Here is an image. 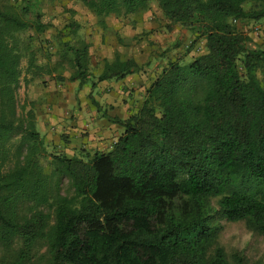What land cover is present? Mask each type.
<instances>
[{"label":"trees","instance_id":"trees-1","mask_svg":"<svg viewBox=\"0 0 264 264\" xmlns=\"http://www.w3.org/2000/svg\"><path fill=\"white\" fill-rule=\"evenodd\" d=\"M43 1L0 0V264H243L216 245L217 219L264 238V50L240 28L264 21V0H155L204 52L167 62L136 110L109 118L122 133L108 152L71 157L47 150L32 109L18 113L22 82L67 70L93 89L137 66L117 56L92 75L76 21L51 63L34 44ZM79 1L105 29L153 0Z\"/></svg>","mask_w":264,"mask_h":264},{"label":"crops","instance_id":"crops-1","mask_svg":"<svg viewBox=\"0 0 264 264\" xmlns=\"http://www.w3.org/2000/svg\"><path fill=\"white\" fill-rule=\"evenodd\" d=\"M140 24L136 23L134 28L137 32L147 34V42H142L146 45L141 44L140 50L134 48L131 55L124 56L121 44L115 43L111 48H107L108 52L105 51L101 57L102 60L108 62L113 61L117 56L120 59H134L137 67L132 74L124 79L100 82L93 89L89 85L79 89L77 82L67 80L70 74L53 73L45 76V89L38 95V100L45 103V110L43 108L32 109L35 113L36 129L43 139L45 136V146H51L55 152L63 153L69 157L77 155L80 151L108 152L112 148L121 135L122 129L109 121V118L126 119L136 110L142 102L150 82L169 62L167 59L162 61L155 76L148 77L149 73L145 71L146 66H149L148 62L151 56L148 46H152L151 42L153 41L154 49L163 50L165 41L172 42L174 45L180 42L176 27L170 30L160 28L159 25L151 21L143 24L142 31L137 27ZM251 25L259 27V29H255V33L249 34V37L256 38V44L264 45V21L250 23ZM96 26L99 27L97 24ZM110 26L111 24H108L106 20L105 29L99 28L105 31L109 37L113 34H121L125 30L119 24ZM186 32L182 30L185 39L193 40V36H189ZM166 37L169 40H165ZM177 59L173 58L170 61ZM55 78L61 81H57ZM96 104L100 107V112H97Z\"/></svg>","mask_w":264,"mask_h":264},{"label":"rangeland","instance_id":"rangeland-1","mask_svg":"<svg viewBox=\"0 0 264 264\" xmlns=\"http://www.w3.org/2000/svg\"><path fill=\"white\" fill-rule=\"evenodd\" d=\"M15 1L19 3L21 2V0H11V2ZM41 11L42 22L48 25V29L44 34L40 35L34 40V44L37 46L43 45L45 49L51 53L50 55H52L50 59L51 63L54 62L55 56L53 55L58 48L60 41H69L72 39V36L69 32L68 23L71 21H76L80 25V29L78 31L80 39H83L90 45V71L92 75L95 76L98 74L101 68V57H103V53L105 51L108 52L107 48H111L115 43L118 45L121 44L124 56L131 55V51L134 48L140 50L141 44L146 45V43L142 42H147V34L143 32H137L136 28H134L136 23H141V26H137L138 29L141 30L143 24L149 23L151 21L154 22V24L156 23L159 25L160 28H167L168 24L159 10L155 0L152 1L150 10L142 13L141 15L122 19H107L108 24H111V26L114 24H119L122 25V28H125L123 33L116 35L113 34L110 37L105 31H102L96 26L94 16L81 4L79 0H60L53 2H48V0H45L41 5ZM175 27L178 29L177 31L179 33L178 41L180 42H178V44L174 45L172 42L165 41L163 50L154 49L152 47L154 44L153 41L151 42L152 46H148L151 52V56L149 58L150 60L148 62L149 66H146L145 68V71L149 73L148 77H151L152 75L155 76L159 70V66H161L162 61L166 59L170 61L173 58H178L183 63H186L190 61L191 58L196 57L204 52L203 41L198 42L193 48L190 49L189 46L191 41H189V39H185V36L182 35V30H187L182 29L179 26H174L172 29ZM240 28L241 31H243V33L248 37L249 34L252 33L253 35L255 33V29H259V27L256 28L254 25L250 26V23L242 24ZM186 33H188L189 36L192 35L189 31ZM21 36L24 37L23 35ZM251 37L253 36L249 37L250 43H248V46L250 48L261 47V49L264 50V45L262 43L261 45L256 44V38L252 39ZM162 40H164L163 37ZM165 40H169V38L166 37ZM46 41L48 42L47 44L45 43ZM21 67L22 69H25V59L21 62ZM63 73L66 75L70 74V72L67 70ZM45 76L47 75H43L42 77L35 79L28 86H25L22 82L17 94L19 114L33 108H43L45 110V103L41 102V100H38V95L45 89ZM57 81L61 80L58 79ZM40 88L42 89L40 90ZM43 137L45 142V136ZM46 147L49 152H55V149L51 146L46 145ZM218 200L219 197L211 199V205L215 210L218 209ZM217 224L220 227V232L216 245L223 248L227 257L236 254L243 259V264H264L263 236L250 230L244 221L228 222L224 219H217Z\"/></svg>","mask_w":264,"mask_h":264}]
</instances>
